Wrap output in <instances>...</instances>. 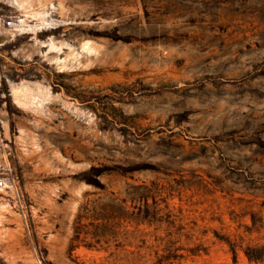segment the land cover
<instances>
[{
    "label": "rangeland",
    "instance_id": "obj_1",
    "mask_svg": "<svg viewBox=\"0 0 264 264\" xmlns=\"http://www.w3.org/2000/svg\"><path fill=\"white\" fill-rule=\"evenodd\" d=\"M0 16V264H264V0Z\"/></svg>",
    "mask_w": 264,
    "mask_h": 264
},
{
    "label": "built area",
    "instance_id": "obj_2",
    "mask_svg": "<svg viewBox=\"0 0 264 264\" xmlns=\"http://www.w3.org/2000/svg\"><path fill=\"white\" fill-rule=\"evenodd\" d=\"M0 29L15 31L13 22L5 16H0ZM0 142L2 143V141ZM0 155H4L5 158L9 155L5 147L0 148ZM18 190V180L11 176L9 165H6L5 159L0 160V191H9L12 194L18 195Z\"/></svg>",
    "mask_w": 264,
    "mask_h": 264
}]
</instances>
